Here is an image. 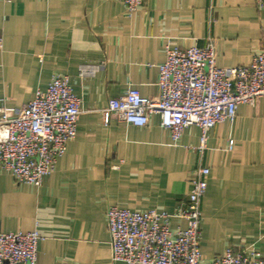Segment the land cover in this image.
Segmentation results:
<instances>
[{
    "label": "crops",
    "instance_id": "1",
    "mask_svg": "<svg viewBox=\"0 0 264 264\" xmlns=\"http://www.w3.org/2000/svg\"><path fill=\"white\" fill-rule=\"evenodd\" d=\"M209 37L216 66L249 63L264 49V8L254 0H143L127 15L121 0H0V107H21L54 75H67L81 101L76 134L40 186L0 168V232L37 229V264H124L111 260L107 208L171 212L202 166L201 258L229 247L264 258V96L217 123L202 152L196 125L173 141L158 114L145 126L102 114L128 87L158 95L165 45L203 46ZM86 65L97 68L81 76Z\"/></svg>",
    "mask_w": 264,
    "mask_h": 264
},
{
    "label": "built area",
    "instance_id": "2",
    "mask_svg": "<svg viewBox=\"0 0 264 264\" xmlns=\"http://www.w3.org/2000/svg\"><path fill=\"white\" fill-rule=\"evenodd\" d=\"M121 2L131 15L143 0ZM254 3L258 9L264 8V0ZM164 55L157 65L158 95L143 96L128 87L102 109L105 122L113 117L145 126L149 115L158 114L160 126L173 141L185 128L196 125L200 128L196 148L202 152L217 123L232 121L239 104L254 105L264 96V49L247 64L224 67L215 64V42L210 37L203 46L165 45ZM96 68L83 66L80 75L91 74ZM80 102L69 77L54 75L21 107H0V168L16 183L40 186L76 134ZM208 173L202 166L192 172L187 200L171 212L110 205L105 215L111 260L124 264H264L257 253L231 247L208 261L201 258L200 203ZM173 218L184 225L173 224ZM41 239L37 229L0 232V264H37Z\"/></svg>",
    "mask_w": 264,
    "mask_h": 264
}]
</instances>
